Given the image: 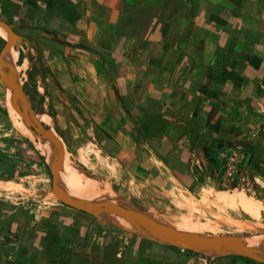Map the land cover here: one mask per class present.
<instances>
[{
    "label": "crops",
    "instance_id": "crops-1",
    "mask_svg": "<svg viewBox=\"0 0 264 264\" xmlns=\"http://www.w3.org/2000/svg\"><path fill=\"white\" fill-rule=\"evenodd\" d=\"M0 18L30 43L50 107L79 104L142 172L264 234V0H0ZM21 135L0 134V182L33 190L44 174ZM0 264L264 263L0 194Z\"/></svg>",
    "mask_w": 264,
    "mask_h": 264
},
{
    "label": "rangeland",
    "instance_id": "rangeland-1",
    "mask_svg": "<svg viewBox=\"0 0 264 264\" xmlns=\"http://www.w3.org/2000/svg\"><path fill=\"white\" fill-rule=\"evenodd\" d=\"M7 43L8 39L4 40L0 36V60ZM15 45L19 49L17 52L19 54L18 65L20 66L27 61V58L31 57L29 53L31 45L26 39L23 41L18 40ZM28 67L20 74L21 90L27 96L31 108L35 112L45 114L44 116L48 119L50 118L49 120L53 124L55 133L58 139H60L63 148L70 154L75 165H77V171L94 179L98 183L101 181L100 188L102 191L100 194H107V198L109 199L95 201L94 204L103 206V209H108L107 206L111 205L121 215L140 214L153 224L155 223L147 215L154 214L169 222L168 225L158 226L173 230L176 224L181 223L183 220L189 221L192 224L206 225L208 230L204 233L183 232L181 234L187 238H198L207 242H213L219 237L260 235V233L242 231V224H237L229 218L227 219L222 214V211L215 213L214 211L207 210V207H205V204L208 203L207 200L198 198L188 202L187 196H182V191L177 189L179 187L171 186L170 182L163 179L161 173L142 172L139 165L147 159L137 157L135 155L137 152L133 151V149H131V158L125 160L123 155L119 153V149H122V141L119 135H109L96 123L90 112L83 109V107L81 108V106L79 107V104L78 106L74 104L72 107L66 104V100L63 101L58 98L59 101L65 104V107L63 106V109L50 107V100L48 98L51 95L42 90L43 81L38 78V70H35L34 65H32L33 68L31 67V69ZM5 85V78L1 73L0 64V134L2 136L9 134L23 137L22 133H19L21 132L20 128L15 125L8 109ZM68 96V100H71L73 97L77 98L72 93ZM86 96H90V94L88 93ZM45 104L47 107H44ZM41 125L47 130L52 129L45 124ZM100 131H103L108 139L105 137L106 139L101 138V140V136H98L102 135L101 133L99 134ZM35 136L46 142L50 141L48 138L39 135ZM30 143L39 156L40 166L44 174L43 178L33 190L25 189L19 182H8L9 184L0 182V194L11 197L20 205L24 204L25 206L34 207L36 210L41 211V213L47 212L48 208L59 205L70 206L62 198L61 194L64 192L61 179L60 187L62 191L55 188L52 168L47 165L46 158L41 154V150L32 141ZM106 144L111 145V147H107ZM112 146L115 147L113 148ZM152 165L155 166L156 163L154 162ZM65 194L68 195L67 193ZM89 196H92L91 192H89ZM106 202H109V204ZM138 231L156 238L147 227L142 226ZM193 247L197 249L198 253L212 257L204 250L199 249L197 244L193 245ZM181 248L186 249L184 247ZM242 257L246 258L245 256Z\"/></svg>",
    "mask_w": 264,
    "mask_h": 264
},
{
    "label": "bare ground",
    "instance_id": "bare-ground-1",
    "mask_svg": "<svg viewBox=\"0 0 264 264\" xmlns=\"http://www.w3.org/2000/svg\"><path fill=\"white\" fill-rule=\"evenodd\" d=\"M0 36L4 40H7L9 38V32L6 29L0 27ZM17 50L19 49L16 45H11L7 49V53H6L7 58L3 62L2 67L4 68L6 73H8V76L17 85L20 86L21 84V81L19 80L20 74L26 70L25 68L29 66V62L25 61L22 65L19 66L18 65L19 54ZM5 84H6L5 85L6 101H7L8 109L15 122V125L20 128L21 133L25 137H27L30 141H32L35 145L38 146V148L41 150V154L46 158V162L49 167H53L59 161H62V166L57 176L56 187L61 190L60 187V179H61L63 192L67 193L77 205L82 207L91 208L95 201L106 200L107 194L105 193L100 194V192L102 191L100 188L101 181L98 183L94 179L87 177L84 174H80L77 171L76 168L77 165H75L70 154L66 152V154L63 155L59 150V148L57 147V145H55L52 141L46 142L41 138H37L35 134L32 132V130L29 128V126L25 123V121H23L19 112L13 107L11 102L14 103L17 107L21 108L24 111L25 115L28 118H30L33 121V123L45 124L50 128H52L50 130H52L55 137L58 138L53 128V124L49 120L50 118L48 119L46 116H44L45 114H40L35 112L31 108V104L28 98H24L21 95L18 96H15V94L13 95L14 86H12L6 80H5ZM59 145L62 146L60 139H59ZM105 184L104 186H106ZM89 192H91L92 196H89ZM106 203L109 204V202ZM91 209L93 213L98 217H100L101 219L106 220L118 227L130 231H138L143 226V225L141 226V223L138 220L133 218L120 216L113 212H109L102 209H96V208H91ZM147 217L157 225L164 226L169 224L168 221L154 214L153 215L148 214ZM174 230L179 233L185 232V233L201 234L207 231L208 227L203 224H192L189 221L183 220L181 223L176 224ZM242 244L244 245L245 249L252 252L255 257L259 259H264V234L246 236V239ZM204 251L212 257L227 256L235 253V249L229 242H222L218 246L211 249H206Z\"/></svg>",
    "mask_w": 264,
    "mask_h": 264
},
{
    "label": "water",
    "instance_id": "water-1",
    "mask_svg": "<svg viewBox=\"0 0 264 264\" xmlns=\"http://www.w3.org/2000/svg\"><path fill=\"white\" fill-rule=\"evenodd\" d=\"M0 27L6 29L9 32L8 43L6 45L5 50L3 51V55H2V58L0 60L1 73L4 76L5 80L8 83H10L12 86H14L13 95L14 94H15V96L21 95L22 97L27 98V96L22 92L21 87L19 85H17L8 76V73H6V71L2 67L3 62L7 58V56H6L7 49L11 45H15L18 40L23 41L24 39L22 37H20L19 35H17V33H15L13 28L7 22L2 20L1 18H0ZM11 104L19 112V114H20L21 118L23 119V121H25V123L30 127V129L32 130V132L35 135H39L41 137H45V138L50 139V141H52L55 145H57V147L59 148V150L61 151V153L63 155L66 154L65 149L63 148V146L59 145V139L57 137H55V135L52 132V130H47L41 124L33 123V121L25 115L24 111L21 108L17 107L12 102H11ZM61 166H62V161H59L56 165H54L53 167H50V168H52V176H53L54 186H55L56 189H58L56 187V181H57V176L59 174ZM61 195H62L63 200L67 204H69L71 207H74L76 209H80V210H84V211L93 213L91 208H96V209H102V210H106V211H109V212H113V213H115L117 215L124 216V217H127V218L136 219V220H138L141 223V226L143 225L144 227H147L156 236V238L161 239V240H163V241H165V242H167L169 244L179 246L180 248L184 247L186 249L198 252L197 249H195L193 247V245L197 244L199 249L206 250V249L214 248V247L218 246L222 242H229L233 246V248L235 249V252H236L235 254L233 253L231 255L245 256L248 259H251V260H254V261H257V262H260V263H264V259H259V258L255 257L252 252H250L249 250L245 249V247H244V245L242 243L245 241L246 236H244V237H219L218 239H216L213 242H207V241H204L203 239H198V238H187V237L183 236L181 233H179V232H177V231H175L173 229L163 228V227H160L158 225H155V224L151 223L147 218H145L144 216H142L140 214H134V215L122 214L121 215L111 205L107 206L108 209H103L102 208L103 206L96 205L94 203H93L91 208H88V207L86 208V207H82V206L77 205L74 202V200L72 198H70L68 195H66L65 193H62Z\"/></svg>",
    "mask_w": 264,
    "mask_h": 264
},
{
    "label": "trees",
    "instance_id": "trees-1",
    "mask_svg": "<svg viewBox=\"0 0 264 264\" xmlns=\"http://www.w3.org/2000/svg\"><path fill=\"white\" fill-rule=\"evenodd\" d=\"M21 58H23V57H21Z\"/></svg>",
    "mask_w": 264,
    "mask_h": 264
}]
</instances>
